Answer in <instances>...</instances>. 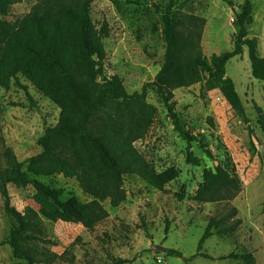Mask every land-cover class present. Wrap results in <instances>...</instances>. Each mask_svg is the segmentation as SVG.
I'll return each mask as SVG.
<instances>
[{
	"label": "rangeland",
	"instance_id": "obj_1",
	"mask_svg": "<svg viewBox=\"0 0 264 264\" xmlns=\"http://www.w3.org/2000/svg\"><path fill=\"white\" fill-rule=\"evenodd\" d=\"M164 1L120 0L116 5L111 0H94L91 4L94 24L109 28V36L103 40L106 71L117 74L128 93L140 92L162 67L159 8ZM230 1L237 10L244 2ZM250 1L253 22L248 37L256 40L257 53L264 57V0ZM181 2L174 9V20L182 37L195 42L208 58L233 48L238 29L232 7L224 0ZM34 3L21 0L12 5L8 19L22 18ZM226 75L235 85L248 121L235 113L219 90L209 88L206 80L174 88L168 98L182 126L196 137L190 155L199 159V165L186 163V141L174 130L156 88H146V99L156 110L154 122L134 145L165 178L177 174L162 190L126 175V199L112 207L109 200L84 193L74 178L39 176L38 180L60 190L62 199H77L87 215L76 219L64 215L30 186H0V264L19 262L4 244L13 224L5 210V195L25 221L23 234L30 239L22 247L34 264H111L116 258L126 260L125 264H185L183 258L167 255L166 249L177 250L184 258L199 252L207 256L197 255L187 264H264V132L257 114L259 108L264 115V80L252 77L247 47L228 61ZM18 78L26 90L14 80L6 88L0 87L1 175L10 171L9 154L26 171L25 160L41 152L37 139L58 119L57 106L28 80ZM205 171L215 176L206 178ZM221 171L238 183L222 182L217 177ZM209 225L211 236L198 251ZM152 244L165 249H152ZM230 253L249 254L252 262L228 258Z\"/></svg>",
	"mask_w": 264,
	"mask_h": 264
},
{
	"label": "trees",
	"instance_id": "obj_2",
	"mask_svg": "<svg viewBox=\"0 0 264 264\" xmlns=\"http://www.w3.org/2000/svg\"><path fill=\"white\" fill-rule=\"evenodd\" d=\"M20 1L0 0V87L6 88L14 80L26 90L19 82L21 75L42 97L55 104L59 113L56 124L37 139L41 152L25 160L26 171L14 154H9L10 171L0 174V186L8 183L30 186L51 200L64 215L76 219L87 215L77 199H62L61 191L38 180L39 176L62 174L74 178L84 193L101 201L109 200L112 207H118L126 199L123 187L126 175H135L162 190L177 174L165 178L134 145L146 136L154 122L156 110L146 99L149 86H154L163 98L174 130L187 143L186 163L199 165V159L190 155L196 137L182 126L172 110L168 100L172 89L206 80L209 88L219 90L235 113L248 121L235 85L226 75V64L247 47L252 77L264 80V57L257 53L256 40L248 37V26L253 22L250 0H244L238 10L230 0H224L232 7L233 23L238 30L231 50L209 58L195 42L175 29L174 9L182 4L181 0H165L159 8L164 41L162 67L140 92L133 93H128L117 74L106 71L103 40L109 36V28L107 24L96 26L92 21L90 8L94 0H35L25 16L9 20L11 6ZM111 1L118 5L120 0ZM182 52L190 54L183 56ZM257 114L264 132V115L259 108ZM214 176L205 171L206 178ZM217 177L226 184L238 183L224 171ZM4 206L13 218L4 244L10 246L13 257L19 260L15 264H34V258L22 247L30 238L23 234L25 221L21 213L6 195ZM210 236L209 225L199 240L198 251ZM166 253L183 258L185 264L197 255L207 257L197 252L184 258L174 249H166ZM227 257L252 262L249 254L230 253ZM125 262L116 258L111 264Z\"/></svg>",
	"mask_w": 264,
	"mask_h": 264
},
{
	"label": "water",
	"instance_id": "obj_3",
	"mask_svg": "<svg viewBox=\"0 0 264 264\" xmlns=\"http://www.w3.org/2000/svg\"><path fill=\"white\" fill-rule=\"evenodd\" d=\"M152 249H155V250H164L165 248L163 246H160V245H153L151 246Z\"/></svg>",
	"mask_w": 264,
	"mask_h": 264
}]
</instances>
